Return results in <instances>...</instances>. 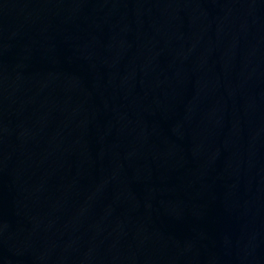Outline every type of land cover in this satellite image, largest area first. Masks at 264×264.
<instances>
[{
    "label": "water",
    "instance_id": "water-1",
    "mask_svg": "<svg viewBox=\"0 0 264 264\" xmlns=\"http://www.w3.org/2000/svg\"><path fill=\"white\" fill-rule=\"evenodd\" d=\"M0 264H264V0H0Z\"/></svg>",
    "mask_w": 264,
    "mask_h": 264
}]
</instances>
